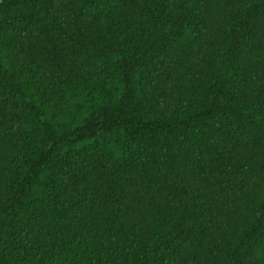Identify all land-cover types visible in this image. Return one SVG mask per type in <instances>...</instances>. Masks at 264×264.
Returning a JSON list of instances; mask_svg holds the SVG:
<instances>
[{"label":"trees","instance_id":"16d2710c","mask_svg":"<svg viewBox=\"0 0 264 264\" xmlns=\"http://www.w3.org/2000/svg\"><path fill=\"white\" fill-rule=\"evenodd\" d=\"M0 264H264V0H0Z\"/></svg>","mask_w":264,"mask_h":264}]
</instances>
